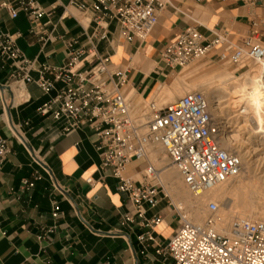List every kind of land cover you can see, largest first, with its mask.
I'll use <instances>...</instances> for the list:
<instances>
[{"label": "crops", "instance_id": "1", "mask_svg": "<svg viewBox=\"0 0 264 264\" xmlns=\"http://www.w3.org/2000/svg\"><path fill=\"white\" fill-rule=\"evenodd\" d=\"M71 1L40 0L45 14L38 26L47 37L44 44L39 34L29 32L31 23L24 13L10 19L0 10V32L15 35L17 47L33 61V79L42 65L58 67L64 62L66 38L84 44V32L93 30L92 14L80 13ZM252 22L264 42L262 5L248 0H172L159 11L144 40L126 41L111 19L96 49L126 69L123 90L138 112L149 99L158 107L177 99L183 92L178 76L198 74V67H171L162 61L159 52L166 41L194 25L204 40L227 32L239 43ZM202 60L219 62L214 55ZM12 70L0 56V135L10 148L0 168V264H171V258L157 252L179 226L166 195L160 193L156 205L145 207L143 218L134 215L128 195L116 189L109 170L100 169L93 130L83 124L63 132L62 121L37 111L55 91L44 94L34 82L20 84L10 77ZM210 71L218 72L212 67L205 73ZM44 76L53 78L50 73ZM141 167L140 161H132L124 175L134 176ZM25 181L34 185L27 187ZM124 216L134 221L128 223ZM156 216L161 217L159 223L145 225ZM149 232L152 239H138Z\"/></svg>", "mask_w": 264, "mask_h": 264}, {"label": "built area", "instance_id": "2", "mask_svg": "<svg viewBox=\"0 0 264 264\" xmlns=\"http://www.w3.org/2000/svg\"><path fill=\"white\" fill-rule=\"evenodd\" d=\"M248 2L264 6V0ZM70 4L80 13L92 14L93 30L84 32V44L66 38L64 62L58 67L42 65L37 79L30 75L33 61L17 47L15 35L0 32V56L13 67L10 77L20 84L34 82L44 94L55 91L38 107V113L62 121L63 132L83 124L93 130L95 148L101 154L100 169L109 170L117 181L116 189L128 195L134 215L140 218L145 207L156 205L163 190L151 158L158 150L165 153L193 195L233 180L242 169V159L220 146L219 127L203 93L188 91L162 107L149 99L133 112L123 90L126 69L96 49V41L106 38L107 21L111 19L121 27L126 41L144 40L155 27L159 11L171 5L170 0H72ZM0 10L10 19L24 13L31 23L29 32L39 34V40L46 42L38 26L45 14L40 0H0ZM159 54L165 64L178 68L214 55L217 61L240 72L250 62L264 61V42L255 22L239 43L231 41L227 32L204 40L194 25H187L163 44ZM82 62L86 66L82 67ZM45 73L53 78L45 77ZM58 82L62 85L57 86ZM9 149L7 139L0 135V168ZM132 161H140L142 167L127 177L124 172ZM86 181L90 183L91 179ZM24 185L32 187L34 183L25 181ZM172 209L179 226L157 251L171 258V264H264V221L234 219L227 232L219 233L215 228V201H208V214L200 223L185 219L180 207L172 205ZM52 215L57 216V211ZM160 220L156 216L145 225L151 227ZM124 221L134 220L124 216ZM138 239L143 242L152 238L149 232Z\"/></svg>", "mask_w": 264, "mask_h": 264}, {"label": "bare ground", "instance_id": "3", "mask_svg": "<svg viewBox=\"0 0 264 264\" xmlns=\"http://www.w3.org/2000/svg\"><path fill=\"white\" fill-rule=\"evenodd\" d=\"M261 72H264V61H262L260 65H257L256 68L249 67L248 69H246L241 73H237L235 71L233 72L218 71L213 74H206L204 72L202 74H196L188 78L189 90L199 91L203 93L209 102L213 119L216 121L219 127L218 137H219L220 146L227 151H231L229 145H235L236 150L235 151L233 150L232 152L238 154L239 157L243 160L245 157L251 156L250 154L252 153L254 154L253 155L254 157L257 156L258 153H260L261 155L260 156L258 155L255 158L256 161H260V162L264 161V109H260L255 104H253L251 98L254 97V95L258 91L260 93L264 92V87H261L262 85H264V77L262 76L263 74L261 75ZM186 80H187L186 78L182 76H178L176 83H180V81H186ZM177 86L179 85H176L175 87ZM203 86L206 87V91H203ZM182 93H184V91L182 92L181 90V93L179 95H181ZM128 96L130 97V94ZM232 96L233 97L235 96L236 98L232 99L233 98ZM172 98L174 99L176 97H172ZM260 102L264 103V101H260ZM132 108L134 112L135 106L133 103H132ZM251 119H254L257 123V126L254 128H251L249 125V121ZM240 121H243V123L238 125ZM230 123H235V124L237 123L234 126L237 127V129L235 130V132L237 133H230L231 130L228 129L229 127L228 124ZM240 133H247L246 139L255 142L257 145L243 152L242 145L244 141L240 142V140L238 139ZM155 155L156 154H152L151 157L152 163L155 166V168L158 169L159 171V179L161 184L167 182V184H169L170 186V190L172 191V195H174V197H180L181 199V197L186 196L188 190L186 189V186L182 182L181 177L179 176L178 178H174L171 171H168L170 167L168 168L167 166L162 165L163 158L160 155H158V157ZM253 156H251L248 159V162L250 161V159H252ZM242 174H243V163L240 173L237 176H235L233 179H238L239 176H242ZM226 183H222L213 188H210L199 195H193L191 193L193 195V200L191 199V201L195 203L198 199H208V198L215 199L227 193V188L225 186ZM247 187H248V183L244 181V178H242L241 180H239V184H237V186L234 187V189L229 191L237 192V190L246 189ZM250 188L251 189H249V193L245 196H242L243 191L239 193L240 197L242 198L238 200L241 203L240 208L238 207L239 208L238 210H234V208H230L229 209L230 213H227L226 216L219 215L217 217L215 228L219 233L227 232L234 219L264 221V202L262 201L264 197V177L263 176L259 177V185L257 187L252 186ZM255 203L258 205L253 206V204ZM254 209L257 211H253ZM198 215L199 214L197 212H194L196 223L202 222L200 216ZM192 218L193 216L190 218L189 216L185 217V219L191 221L194 220Z\"/></svg>", "mask_w": 264, "mask_h": 264}, {"label": "rangeland", "instance_id": "4", "mask_svg": "<svg viewBox=\"0 0 264 264\" xmlns=\"http://www.w3.org/2000/svg\"><path fill=\"white\" fill-rule=\"evenodd\" d=\"M170 1H172V0H170ZM257 65H260V63L250 62L247 64L245 70L248 69L249 67L256 68ZM191 67H198L199 68L198 74H202L212 67L217 68L218 71H229V72L235 71V72H237V70H233L232 67H228L227 65L222 64L221 62H215V61L214 62H205L203 60L202 61H194V62L189 63L186 68L188 69ZM245 70H241L240 72H237V73H241ZM212 73H214V71L209 72V74H212ZM261 75L264 77V72H261ZM188 83H189L188 79L186 81H181V87L183 88L184 93L190 91ZM203 91H206L205 86H203ZM184 93H182L181 95H183ZM235 98L236 97L234 96L232 99H235ZM240 122L238 123V125L243 123V121H240ZM236 124L235 123L228 124L229 125L228 129L231 130L230 133H237V132H235L237 127H234ZM249 125L251 128H254L257 126V123L254 119H251L249 121ZM247 130H248V128H247ZM245 132H246V130H245ZM246 137H247V133H240L238 136V139L240 140V142L244 141V143L242 145L243 152H245L249 148H253L257 145L255 142H253L251 140H247ZM229 147L231 148V152L233 150L234 151L236 150L235 145H229ZM158 155H160L163 158V160H162L163 164L162 163L161 164L167 166L168 168L170 167V169H168V171H171L174 178H178L179 175L177 173V170L172 165L169 164L168 158L166 157L165 153L162 152L161 150H158L156 152L155 156L158 157ZM250 155L253 156L254 154L252 153ZM258 155L260 156L261 154L258 153L257 156ZM251 156L245 157L244 160L242 159V163H243V174H242V176H239L238 179L231 180L232 182L229 181L228 183H226L225 186L227 188V193L217 197L218 199L217 198H215V199L214 198L198 199L194 203L193 201H191V199L193 200V195L190 193V191L187 188L186 189L188 190V193L186 194V196L181 197V199H180V197H174V195H172V191L170 190V186H169V184H167V182H164L162 184L163 185L162 194L166 195V198L168 199V201L171 202L172 205H174L176 208H178V207L181 208V209H179V212L183 216H185V217L189 216V218L193 216L192 219H194V220H192V222H196L195 217H194V212H197L199 214L198 216H200L201 221L208 214L207 209H206V204L208 203V201H215L218 204V211L216 212L217 217L219 215L226 216L227 213H230V211H229L230 208H234V210H238L240 208L241 203L238 200H240V198H242V197H240L239 193H241V191H243L242 196L247 195L249 193V189H251L250 187H252V186L257 187L259 185V177H262V176L264 177V175H263L264 174V161H262V162L256 161L255 158L257 156H255V157L253 156L252 159H250V161L248 162V159ZM155 164H157V163H155ZM171 166H172V168H171ZM161 178H163V177H161ZM242 178H244V181L248 183L249 188L247 187L246 189L237 190V192L236 191H229V190L234 189V187H236L237 184H239V180H241ZM236 193H237V195H236ZM262 201L264 202V197H263ZM254 205L257 206L258 204L255 203V204H253V206ZM235 208H237V209H235ZM227 211H229V212H227ZM253 211H257V210L254 209ZM253 215H254V213H253Z\"/></svg>", "mask_w": 264, "mask_h": 264}, {"label": "snow or ice", "instance_id": "5", "mask_svg": "<svg viewBox=\"0 0 264 264\" xmlns=\"http://www.w3.org/2000/svg\"><path fill=\"white\" fill-rule=\"evenodd\" d=\"M261 87H264V85H262ZM251 99L253 104H255L258 108L264 109V103L260 102V101H264V92H262L258 98L252 97Z\"/></svg>", "mask_w": 264, "mask_h": 264}, {"label": "clouds", "instance_id": "6", "mask_svg": "<svg viewBox=\"0 0 264 264\" xmlns=\"http://www.w3.org/2000/svg\"><path fill=\"white\" fill-rule=\"evenodd\" d=\"M260 92L258 91L255 95H254V98H258L260 96Z\"/></svg>", "mask_w": 264, "mask_h": 264}]
</instances>
